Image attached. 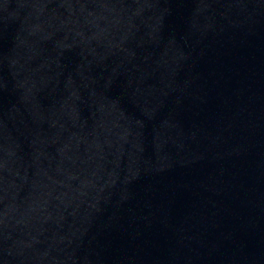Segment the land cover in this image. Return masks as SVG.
<instances>
[{
  "label": "water",
  "instance_id": "water-1",
  "mask_svg": "<svg viewBox=\"0 0 264 264\" xmlns=\"http://www.w3.org/2000/svg\"><path fill=\"white\" fill-rule=\"evenodd\" d=\"M0 264H264V0H0Z\"/></svg>",
  "mask_w": 264,
  "mask_h": 264
}]
</instances>
